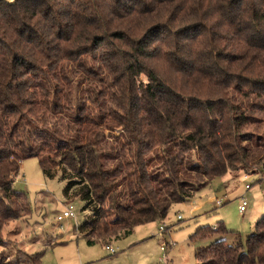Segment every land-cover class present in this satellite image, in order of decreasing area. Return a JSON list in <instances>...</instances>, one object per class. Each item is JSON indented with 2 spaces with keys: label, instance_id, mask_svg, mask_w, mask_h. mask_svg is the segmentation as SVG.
Here are the masks:
<instances>
[{
  "label": "trees",
  "instance_id": "16d2710c",
  "mask_svg": "<svg viewBox=\"0 0 264 264\" xmlns=\"http://www.w3.org/2000/svg\"><path fill=\"white\" fill-rule=\"evenodd\" d=\"M254 112L264 0H0V246L31 214L24 160L61 171L87 212L77 236L110 246L215 179L264 174ZM233 233L199 227L221 238L197 264H264V216L245 243Z\"/></svg>",
  "mask_w": 264,
  "mask_h": 264
},
{
  "label": "rangeland",
  "instance_id": "374dc122",
  "mask_svg": "<svg viewBox=\"0 0 264 264\" xmlns=\"http://www.w3.org/2000/svg\"><path fill=\"white\" fill-rule=\"evenodd\" d=\"M253 115L258 125L244 131L256 137L263 133L264 117L256 112ZM68 183L59 170L52 175L44 173L37 158L24 160L14 186L27 194L31 214L4 228L0 264H197V250L221 238H192L199 227L214 228L222 222L234 232L225 237L227 244L236 242V235L245 243L264 216V174L235 172L227 179H215L193 200L175 204L164 222L139 226L128 238L112 242L110 246L116 254H110L106 245L89 246L77 236L76 227L83 223L87 212L80 198L67 196ZM247 184H253L251 190L246 191ZM243 197L249 206L242 214L239 206ZM218 200L224 201V205L219 207ZM67 203L75 207L77 219L65 221L62 229L57 216ZM161 226L166 228L165 240L158 235ZM164 241L169 244L166 252L161 250ZM60 242L64 244H57ZM44 250L45 256L34 263L30 255Z\"/></svg>",
  "mask_w": 264,
  "mask_h": 264
},
{
  "label": "built area",
  "instance_id": "2783aa9c",
  "mask_svg": "<svg viewBox=\"0 0 264 264\" xmlns=\"http://www.w3.org/2000/svg\"><path fill=\"white\" fill-rule=\"evenodd\" d=\"M252 187H253V184H247V185H245L246 191L251 190ZM217 205L219 207L223 206L224 205V201L218 200L217 201ZM248 206H249V203L247 202V200L245 199V197H243L242 198V201H241V204L239 206L240 213L243 214L244 212H246ZM180 218L181 217H179V219ZM76 219H77V214L75 212V207L72 204H70V203H67V205L65 206V210L61 214H59L57 216V221L59 223V226L62 229H64L63 224H64L65 221L67 222V221L76 220ZM165 233H166V228L164 226H161L160 229H159L158 235L163 240H165V238H164ZM168 245L169 244L166 241L162 242L161 250L163 252H166V248H167ZM106 249L110 252V254H116V251L111 246H107Z\"/></svg>",
  "mask_w": 264,
  "mask_h": 264
},
{
  "label": "crops",
  "instance_id": "0c3cea01",
  "mask_svg": "<svg viewBox=\"0 0 264 264\" xmlns=\"http://www.w3.org/2000/svg\"><path fill=\"white\" fill-rule=\"evenodd\" d=\"M248 209V208H247ZM247 211V210H246Z\"/></svg>",
  "mask_w": 264,
  "mask_h": 264
}]
</instances>
